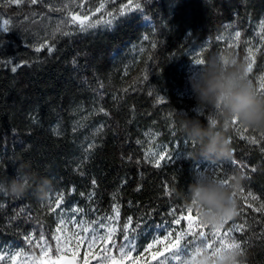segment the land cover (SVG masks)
<instances>
[{
	"label": "trees",
	"instance_id": "obj_1",
	"mask_svg": "<svg viewBox=\"0 0 264 264\" xmlns=\"http://www.w3.org/2000/svg\"><path fill=\"white\" fill-rule=\"evenodd\" d=\"M101 3L105 8L96 12ZM124 5L132 10L121 16ZM108 12L117 17L111 27L81 31L71 22L70 13L95 22L110 19ZM262 22L264 0H0V182L23 172L33 177L22 196L0 191V255L20 253L15 262L0 264H73L77 257V264L85 258L90 264H130L103 259L113 255L108 229H116L115 243L127 234L143 251L158 233L178 227L170 212L186 208L193 172L203 170L218 180L239 179L233 198L237 212L244 211L221 231L243 224L242 233H232L244 250L236 261L264 264V210L254 211L264 205V131L239 123L224 130L214 109L195 113L188 84L200 66L197 58L230 55L247 66L251 56L248 80L264 97L258 91L264 78ZM186 117L205 127L216 120L237 163L185 158L198 151L181 130ZM238 128L258 143L241 139ZM241 190L257 199L245 200ZM84 228L105 239L89 250ZM41 235L53 250V237H60L58 258L52 252L41 256ZM205 239L220 247L217 237ZM157 248L164 245L145 253L140 264H157ZM212 251L206 248L208 256ZM193 264L227 261L201 254Z\"/></svg>",
	"mask_w": 264,
	"mask_h": 264
},
{
	"label": "clouds",
	"instance_id": "obj_2",
	"mask_svg": "<svg viewBox=\"0 0 264 264\" xmlns=\"http://www.w3.org/2000/svg\"><path fill=\"white\" fill-rule=\"evenodd\" d=\"M188 84L195 101V113L214 109L224 130L230 129L236 120L241 127L264 131V97L257 95L247 79V66L236 58L230 55L210 57L188 77ZM216 129L217 123L205 127L197 118L183 119L182 132L198 148V151L187 152L185 158L231 160V145ZM32 179L30 173L23 172L6 183L0 182V191L22 196ZM238 186L239 179L235 176L225 184L206 170L194 171L185 206L198 210L203 222L219 225L237 214L238 205L232 193ZM236 256L237 253L228 256L227 264Z\"/></svg>",
	"mask_w": 264,
	"mask_h": 264
},
{
	"label": "snow or ice",
	"instance_id": "obj_3",
	"mask_svg": "<svg viewBox=\"0 0 264 264\" xmlns=\"http://www.w3.org/2000/svg\"><path fill=\"white\" fill-rule=\"evenodd\" d=\"M17 2H21V0H17ZM38 0H31L32 4H36ZM131 3V0H130ZM67 7V5L65 6ZM135 9L140 10L141 4L137 3L135 4ZM105 8V4L101 3L100 6L96 9V12H100L102 9ZM132 9L129 7V5L122 6L120 15L124 16L127 11H131ZM95 13H93L94 15ZM72 15V23H78L80 30L84 31L88 28H94L98 27L101 24L106 27H111L113 22L116 20V16L113 15V13L108 12L107 15L110 17V19L105 20L103 17H101L99 20H96L95 22L91 21L90 17L88 15H83V18H81L80 15L77 14H71ZM5 25H7V21H5ZM262 29H264V22L261 24ZM2 30H7L2 29ZM236 37H240V32H236ZM43 47V45L41 46ZM41 48H36V51L39 52ZM51 52V48L48 49ZM250 51V50H249ZM248 60L247 64V79L249 73L253 70V64L255 63L254 59H252L251 56L246 57ZM195 63L197 65H203L205 61L201 58L195 59ZM19 65H16L12 67V71H17V68ZM258 91L261 94H264V78H261V83L259 85ZM216 120H212V124H216ZM233 125H237L238 122L236 120H233ZM247 132V129L240 130L237 129V133L240 136L241 139L248 140L249 143L256 144L258 141L255 138H248L243 133ZM261 140H264V133H261ZM262 150H264V145H262ZM167 159L166 156H160V160ZM160 160L156 161V166H160ZM229 163L232 165H235L237 161L235 159L229 160ZM255 171V169H253ZM230 178H222L219 179L222 183L227 184L229 182ZM166 194L170 195V192H167ZM241 194L243 196V190H241ZM233 197H235L237 194L236 192L232 193ZM251 198L252 200H256L257 197L254 196L251 192H248L246 196H243L245 200L248 198ZM63 201V195L60 196V199L57 201V206ZM248 208H252V204H247ZM264 210V205H261L260 208L254 209L256 212H260ZM180 212V215H177V212ZM244 211L243 208L240 209V212H237L236 215H239ZM118 215V212H117ZM170 215L173 216L172 224L178 226L175 229L169 230L167 232L158 233L157 236L147 244V247L143 248V251H141L138 248L137 242L135 237H129V235H124V242L123 243H115L113 240V234L115 233V228H109L107 231V241L109 243L110 248L113 251V255L104 256V260H112V261H123V262H130V264H140L141 257L145 255V253H148L150 250H152L154 247L158 245H164L163 250L157 248L156 251L152 254V259L157 262V264H193V261L197 256H200L201 254L205 255L206 259H214L216 257H219L222 260H227L228 256L223 255V253L232 251L237 253V255H243L244 250L241 247V243L237 242V239L232 236L233 232H240L242 233L245 229V226L243 224H235L233 223L230 225L226 231H221L224 225L229 224V221H232V218L230 219H224L220 222V225L217 227L215 225L209 226L207 223L203 222L200 219V212L198 210H195L191 207H186L184 209H173L170 212ZM182 221L186 222L182 225ZM61 224H63V221H61ZM131 220H129L128 224L124 225V231H127L130 228ZM101 227L103 228L104 225L101 224ZM157 228H160L161 226L157 225ZM206 228H210L209 231H205ZM57 231H60V228L57 229ZM83 232L89 233L88 228H84ZM91 238L88 239L87 237V244L88 249L91 250L94 245L97 242V239L104 240V236H97L95 234L89 233ZM78 235V234H77ZM215 236L218 238V242L220 244L219 248H215V245L212 243H207L206 237ZM186 237H191L192 240L186 241ZM30 238V237H29ZM53 239L56 240V248L53 250L51 245L47 244V241L45 240L44 236L41 235L40 242L37 243V247L41 248V256H47L50 252H52L54 255H57L60 253V237H53ZM199 242V246H195V242ZM195 246V251H191V248ZM206 248H212L213 251L211 253V256H208L206 253ZM20 255V253H16L11 256L6 255H0V261L7 259L12 260L15 262L17 257ZM163 257V258H162ZM79 257H77L73 264H77ZM93 259L100 260L101 257L99 256H93ZM85 264H90V262L85 258ZM231 264H238L235 258L231 260ZM239 264H243V262H239Z\"/></svg>",
	"mask_w": 264,
	"mask_h": 264
}]
</instances>
